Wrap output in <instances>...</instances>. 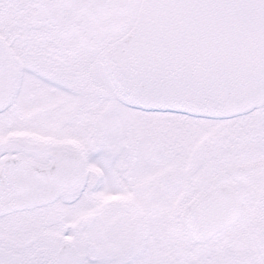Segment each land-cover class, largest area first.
<instances>
[{
	"label": "snow or ice",
	"instance_id": "1",
	"mask_svg": "<svg viewBox=\"0 0 264 264\" xmlns=\"http://www.w3.org/2000/svg\"><path fill=\"white\" fill-rule=\"evenodd\" d=\"M0 264H264V0H0Z\"/></svg>",
	"mask_w": 264,
	"mask_h": 264
}]
</instances>
